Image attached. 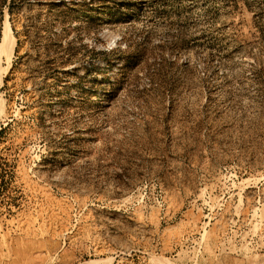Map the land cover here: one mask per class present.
Returning a JSON list of instances; mask_svg holds the SVG:
<instances>
[{
  "label": "rangeland",
  "instance_id": "obj_1",
  "mask_svg": "<svg viewBox=\"0 0 264 264\" xmlns=\"http://www.w3.org/2000/svg\"><path fill=\"white\" fill-rule=\"evenodd\" d=\"M5 21L0 264H264V0H13L0 41Z\"/></svg>",
  "mask_w": 264,
  "mask_h": 264
},
{
  "label": "bare ground",
  "instance_id": "obj_2",
  "mask_svg": "<svg viewBox=\"0 0 264 264\" xmlns=\"http://www.w3.org/2000/svg\"><path fill=\"white\" fill-rule=\"evenodd\" d=\"M14 46H15V37L9 28L8 22L5 21L2 26V36L0 41V58L5 59V63H6L4 67L5 71H7V69L10 67Z\"/></svg>",
  "mask_w": 264,
  "mask_h": 264
},
{
  "label": "trees",
  "instance_id": "obj_3",
  "mask_svg": "<svg viewBox=\"0 0 264 264\" xmlns=\"http://www.w3.org/2000/svg\"><path fill=\"white\" fill-rule=\"evenodd\" d=\"M6 5L9 15L12 14V6H13V0H9V3H7V0H0V15L2 13V7ZM108 11V9H107Z\"/></svg>",
  "mask_w": 264,
  "mask_h": 264
}]
</instances>
